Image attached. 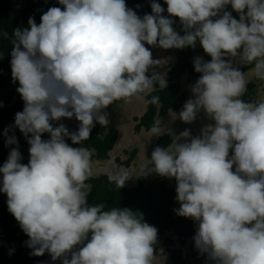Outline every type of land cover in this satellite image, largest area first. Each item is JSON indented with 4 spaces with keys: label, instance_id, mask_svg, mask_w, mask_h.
<instances>
[{
    "label": "clouds",
    "instance_id": "clouds-1",
    "mask_svg": "<svg viewBox=\"0 0 264 264\" xmlns=\"http://www.w3.org/2000/svg\"><path fill=\"white\" fill-rule=\"evenodd\" d=\"M56 2L62 7L49 8L39 24L29 17L11 36L0 31L11 44L7 82L18 84L9 92L23 102L4 130L9 152L0 194L30 255L47 253L59 264H154L161 242L141 213L88 202L89 177L106 176L117 189L134 178L118 165L121 157L110 163V153L101 159L73 145L87 141L95 124L108 125L110 105L135 98L159 106L151 94L167 87L166 72L156 70L163 61L145 45L180 50L198 43L210 59L193 58L199 77L190 98L168 115L191 124L203 112L209 123L196 136L188 129L176 135L158 118L149 139L168 135L170 142L144 155L140 177L174 180L173 212L192 221L193 248L207 264H264V99L242 98L248 84L264 81V0H163L166 8L151 0L142 17L125 0ZM234 63L251 67L241 72ZM73 119L75 131L54 126ZM12 129L26 140V164Z\"/></svg>",
    "mask_w": 264,
    "mask_h": 264
},
{
    "label": "trees",
    "instance_id": "trees-1",
    "mask_svg": "<svg viewBox=\"0 0 264 264\" xmlns=\"http://www.w3.org/2000/svg\"><path fill=\"white\" fill-rule=\"evenodd\" d=\"M151 0H125L126 5H131L137 15L143 16L150 14ZM162 8H166L163 0H156ZM137 5L139 8L137 9ZM51 7H62L56 0H0V31H5L11 36L12 30L16 28L27 27L29 17L39 24L40 16ZM20 9V14L12 16V11ZM226 11L231 12L230 6H226ZM162 15H166L162 13ZM233 18H238L232 12ZM174 20V28L180 31L179 22ZM183 34V33H181ZM145 47H149L145 45ZM11 44L9 40L0 39V86H4L11 78L9 66ZM169 56L175 57V62L167 71V87L157 89L151 95L159 96V106L148 105L145 112L139 117H134L135 125L133 130L138 133L140 130L149 131L154 122L159 117H164L168 110L178 111L186 99V93L181 90V79L186 77L188 84H193L198 79L199 74L195 73L192 66V48L169 49L164 50ZM198 54L204 60H209L202 49ZM240 68L239 66H236ZM251 66H243L239 70L243 72ZM11 93V92H9ZM254 90L251 84L247 85L243 99L253 101ZM150 99V97H146ZM23 108L17 93H11L9 96L0 100V166L5 162L9 148L5 147L4 130L13 124L14 115ZM63 123L70 131H75L78 127L77 122L73 120H62L54 124L58 126ZM9 135H15L19 147L22 163H27L28 145L25 138L18 130L12 129ZM99 125L95 124L90 133L89 139L82 145H73L74 147H87L95 152V156L106 159L112 151L116 141L117 132L112 129L103 139ZM47 134L42 139H47ZM71 143L70 141H66ZM170 142L168 135L159 136L156 140L157 146H166ZM143 149V148H141ZM131 149L129 161L121 162V158L116 160L125 167L131 163V159L139 156L142 150ZM139 157L143 158L141 154ZM94 155L92 154V160ZM88 183L91 191L88 202L91 204L104 203L106 207L130 208L142 214L144 221L157 229V241L161 242L163 249L169 255L172 264H192V258L198 253L193 248L192 237L194 235V225L191 220L177 217L173 209L179 207L175 201V182L166 178L153 175V177L143 176L137 179L132 187H122L117 189L114 184L109 182L106 176H98L90 179ZM176 239V240H175ZM27 237L20 230L17 222L9 214L6 206V196L0 194V264H59V260L52 261L50 256L45 253L40 257L30 255V249L25 246ZM191 241V243H189ZM11 253V254H10Z\"/></svg>",
    "mask_w": 264,
    "mask_h": 264
},
{
    "label": "rangeland",
    "instance_id": "rangeland-1",
    "mask_svg": "<svg viewBox=\"0 0 264 264\" xmlns=\"http://www.w3.org/2000/svg\"><path fill=\"white\" fill-rule=\"evenodd\" d=\"M19 11L20 9L15 8L11 13L12 16H16L17 13L19 14L20 13ZM199 49L201 48L199 44L197 43L196 46L192 48V56H193L192 59L196 56H201L198 54ZM152 58L158 59V57H154V56H152ZM234 66H239L241 68L246 65H238L234 63ZM156 70L159 71V68ZM243 72L247 73L248 70H244ZM246 79H248L249 82H252L255 80V78L251 77L250 75L246 76ZM254 86H258L257 89ZM254 86H253V90H254L253 101H259L261 99H264V81H259V84L254 85ZM17 87H18V84L13 83L12 80H10L4 86H0V97L4 96V93L7 94L12 89L15 92ZM143 107L144 105L142 102L132 99L128 103L117 102L116 104H113V106H111L110 108H107L104 110L108 113L109 123L106 127H101L99 125V132L102 134L101 136H103V135L108 134L109 131H111L112 129H116L118 131L117 141L121 140V142L117 143V146L119 147L117 148L118 149L117 154L118 156L121 157V162H124L129 159L132 148L137 149V150H140L141 148H143L141 149L142 152L140 153V155L141 154L143 156L145 155V158L147 159V156H150L153 148L157 147L156 141H155L157 137H152L149 139V135H148L149 131L140 130L138 133H135L133 130V127L135 125V122L133 123V118L139 117L141 115ZM180 124L181 122L178 120H175V121L169 120V122H167L165 126L170 128L171 130L174 129L175 134L177 135L181 132V129H183ZM191 130H190L191 136H196L199 134V132L197 131L191 132ZM118 156H114V158H117ZM139 156L131 159L130 161L132 162L131 164H129L128 167H125L122 164L116 163L128 169L130 174L134 177L126 181L124 187H132L131 185L134 186L138 179L135 177L142 176L141 169L143 166H146L147 162L144 157L141 158ZM98 167L100 168V166ZM95 168L97 169V165L96 164L93 165L92 163V170H94ZM148 175L152 177L155 174H148ZM90 179H92V177H89L86 183H88ZM189 243H191V241H189ZM154 255H157V260L154 261V264H172L170 262V259L167 257L166 252L163 250L161 243H159L156 247H154ZM191 260L193 261L192 264H207L206 257L199 255V254H197Z\"/></svg>",
    "mask_w": 264,
    "mask_h": 264
},
{
    "label": "crops",
    "instance_id": "crops-1",
    "mask_svg": "<svg viewBox=\"0 0 264 264\" xmlns=\"http://www.w3.org/2000/svg\"><path fill=\"white\" fill-rule=\"evenodd\" d=\"M149 50L151 51V53H152V56H154V57H158V59L159 60H161V61H163V63H162V65L159 67V71L160 72H166V81H167V71H168V69L169 68H171L172 66H173V64H174V62H175V57L174 56H169V55H167L165 52H164V50L163 49H159V48H156V47H151V48H149ZM162 51V52H161ZM189 86H190V84H188L187 83V81H186V77H183L182 79H181V90H182V92H184V93H186V99H185V102L190 98V92H189ZM133 99H135V98H133ZM136 100V99H135ZM184 102V103H185ZM183 103V104H184ZM111 106H113V105H110L108 108H110ZM183 106V105H182ZM182 108V107H181ZM181 108L178 110V111H173V110H171L172 112H175V113H179V111L181 110ZM145 110H146V107L144 106L143 107V109H142V113H141V115L145 112ZM140 115V116H141ZM139 116V117H140ZM139 117H137V118H139ZM133 119H135V118H133ZM158 119V118H157ZM156 119V120H157ZM159 119L163 122V124L165 125L167 122H169V120H170V117H169V115H168V113L166 114V116H164V117H159ZM178 120V119H177ZM179 121V120H178ZM181 122V121H180ZM133 123H134V120H133ZM209 123V121L207 120V118L205 117V115H204V113L203 112H201V113H199L198 114V116H197V118L191 123V124H184V123H182L181 122V127L183 128V129H181V132L182 131H184L185 129H188L189 131L191 130V132L192 131H194V132H199L200 131V129L202 128V127H204L205 125H207ZM116 132H117V138H118V131L116 130V129H114ZM172 131V133L173 134H175V130L174 129H172L171 130ZM178 135V134H177ZM159 137H157L156 139H155V141L158 139ZM118 143H120L121 142V140H118L117 141ZM122 144V143H121ZM125 147V146H124ZM129 148V147H128ZM117 148L115 147V148H113V150L110 152V158H111V160H110V163H111V161H112V157H114L116 154H117V151H115ZM109 158V159H110ZM150 158V156H147V159H149ZM147 162V161H146Z\"/></svg>",
    "mask_w": 264,
    "mask_h": 264
},
{
    "label": "bare ground",
    "instance_id": "bare-ground-1",
    "mask_svg": "<svg viewBox=\"0 0 264 264\" xmlns=\"http://www.w3.org/2000/svg\"><path fill=\"white\" fill-rule=\"evenodd\" d=\"M3 99V98H2ZM2 99H0V100H2ZM136 123V122H135ZM198 134V133H197ZM136 157V156H135ZM127 161V160H126ZM132 162V161H131ZM131 164V163H130ZM89 184V183H88ZM90 185V184H89ZM131 186H133V185H131ZM176 240V239H175Z\"/></svg>",
    "mask_w": 264,
    "mask_h": 264
}]
</instances>
